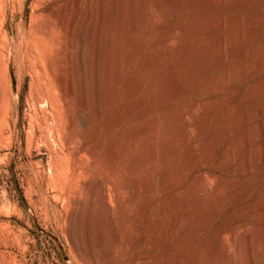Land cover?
Returning a JSON list of instances; mask_svg holds the SVG:
<instances>
[{"label":"rangeland","instance_id":"rangeland-1","mask_svg":"<svg viewBox=\"0 0 264 264\" xmlns=\"http://www.w3.org/2000/svg\"><path fill=\"white\" fill-rule=\"evenodd\" d=\"M89 1L0 0V264H227L264 217V0H125L98 28Z\"/></svg>","mask_w":264,"mask_h":264},{"label":"bare ground","instance_id":"bare-ground-1","mask_svg":"<svg viewBox=\"0 0 264 264\" xmlns=\"http://www.w3.org/2000/svg\"><path fill=\"white\" fill-rule=\"evenodd\" d=\"M113 1H114L113 4L114 3H116V4H115V8L113 10V14L109 18L106 17L107 8H109L106 0H96L95 1V5H92L91 4V1L88 2V5H87L88 10H90V9H92V10L93 9H96V11L98 13V17H97V19L95 21L96 22L95 23V26L96 27L99 24L102 26L105 22H107L106 26L108 25L109 27L111 26L110 24H111L112 21H114L115 23H120L121 22V18H122V15H123V13L121 12V9L122 10L123 9L125 10L124 4H126V1L125 0H116V1L113 0ZM138 1L139 0H131L132 3L136 4L135 5L136 7L138 6L137 5L138 4ZM110 5H112V4L110 3ZM125 7H126V5H125ZM136 7H135V9H136ZM224 23H225V20L224 19H221L216 24V27L218 28V30L215 31V33H216L217 36L213 40H215L216 43H217L216 44L217 47L215 49H216V51L218 53H224V51H225L224 48H225V42L226 41L225 40H221L220 41L219 38H220L221 34L220 35L217 34V32L219 31V29L224 26ZM112 24H113V22H112ZM74 31H76L75 32L76 39L78 40V42L82 46V52L81 53L84 54L85 48L87 47V41H88L87 30L77 29V30H74ZM238 32L232 31L229 34V38L231 40H233V41L236 42L239 39V37H238L239 36V33ZM98 50H99V45H98V42H97V44H96V53L97 54H98ZM120 51H121V49H120ZM96 57H97V55H96ZM253 67H254V65H253ZM253 67H252V69H254ZM261 124H263V123H261ZM260 132H261V134L264 133V124L260 127ZM262 156L264 157V153H262ZM248 159H247V157H245L242 160V162H241V167L243 169H245V170H248L249 167H250V163H249ZM204 179L202 177L201 180L199 181V183L196 185V189H195L194 194L192 196L193 197V200H195V202L200 200V197H201L202 193L204 192V190H206L207 184H206V181ZM139 184L137 186L132 187L133 188V193L135 194V196H138V197L140 195L145 196V195L148 194L149 191L155 192V194H156V192H157V189L156 188H157V185L158 184L151 185L148 190H147V188H144L143 186H141V183H139ZM93 186L90 185V186L87 187V189H86L87 194L89 193L90 196L92 194L93 195L94 194H98L100 196V202H101V204L102 205H105V203L107 201L106 200L107 199V195L109 194V193H107L108 192L107 184L106 183H103V184L101 183L98 186L97 185L95 187H93ZM168 188H170L169 191H174L176 189V185H170ZM109 196L110 195H108V197ZM182 197H183V195H182ZM182 197H181L182 204L179 207H177L178 212L176 213L177 215H175V217H178L180 214H183L185 216L188 213V211H189V206L186 205L185 203H183V200H184V202H186V201H185L184 197L183 198ZM187 197L190 198L189 196H187ZM88 200H90V198H88ZM145 201L147 203L146 207H149L150 208L151 201L150 200H145ZM86 202H87V200H86ZM89 203L90 202H88V204ZM93 203L92 202L90 203L92 205H90L89 208L83 207L85 209L84 210V216H85L84 218L85 219L83 218L81 220L80 218H82V217H80L79 220H81V221L80 222L78 221L81 224V227L79 226V231H81V233L83 232V229L88 231V228L93 227V226H91V225H94V223H92V221L95 220L98 217V215H99V214L98 215H95L96 213L94 214V207L95 206L93 205ZM83 204H85V206H86V203H83ZM83 208L81 210H83ZM177 209L175 208V210H177ZM106 213L109 214L108 209H107ZM160 215H161L160 217L163 216V218H162L163 221H161L162 220L161 218H160L161 219L160 221L162 222L164 228H169L170 226H172V222H173V220L175 218L174 217V211H172V212L171 211H166L164 208H162V209H160ZM78 216H80V215H78ZM156 220H157V218L155 217L154 220H153L154 221L153 222V225H154V231L157 233V232L160 231L159 230L160 227H158L156 225V222H155ZM83 225H85V226H83ZM254 230L256 231L255 234H254L255 235L254 237L253 236L252 237L251 236L248 237V236L245 235V237L237 238V236L233 235V239H234V242H233V250H230V249L227 248V249L224 250V253H223V257H224L223 259H224L225 263H227V264H233L234 262H236V260H239V259L240 260L241 259L243 260V259H245V261H246L247 264H257V259L256 258L258 256L260 258V264H264V217L263 218L261 217V219L259 221V224L257 225V227ZM85 234H86V232H85ZM206 252H207L206 250H203L199 254V262L200 263H203L204 262ZM111 253H112V250L109 252V254L111 255ZM257 253H258V255H257ZM168 258H169L168 255H164L163 258H162V260H156V261L163 262V261L168 260ZM186 258L188 259V256ZM186 260H184V263L185 264L187 262ZM237 262L239 263V261H237ZM240 262H241V264L243 263L242 261H240ZM154 264H155V262H154Z\"/></svg>","mask_w":264,"mask_h":264}]
</instances>
